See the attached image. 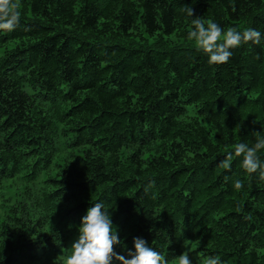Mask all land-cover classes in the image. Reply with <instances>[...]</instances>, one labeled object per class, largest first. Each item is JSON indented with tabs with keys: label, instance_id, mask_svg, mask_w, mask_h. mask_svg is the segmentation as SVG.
Masks as SVG:
<instances>
[{
	"label": "trees",
	"instance_id": "1",
	"mask_svg": "<svg viewBox=\"0 0 264 264\" xmlns=\"http://www.w3.org/2000/svg\"><path fill=\"white\" fill-rule=\"evenodd\" d=\"M189 248L264 264V0H0V264Z\"/></svg>",
	"mask_w": 264,
	"mask_h": 264
},
{
	"label": "rangeland",
	"instance_id": "2",
	"mask_svg": "<svg viewBox=\"0 0 264 264\" xmlns=\"http://www.w3.org/2000/svg\"><path fill=\"white\" fill-rule=\"evenodd\" d=\"M223 35H221L220 37H222ZM199 41V40H198ZM188 42H192L195 44H198V42H196V40H192V41H188ZM186 42V43H188ZM200 42V41H199ZM189 249H186L182 255V259H184L186 262H195L196 264H207V261L204 259V257L202 258H196V256L199 254V251H194L191 252Z\"/></svg>",
	"mask_w": 264,
	"mask_h": 264
}]
</instances>
